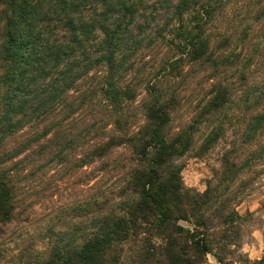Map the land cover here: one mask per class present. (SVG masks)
<instances>
[{
  "label": "trees",
  "instance_id": "16d2710c",
  "mask_svg": "<svg viewBox=\"0 0 264 264\" xmlns=\"http://www.w3.org/2000/svg\"><path fill=\"white\" fill-rule=\"evenodd\" d=\"M234 3L0 0V239L18 178L56 164L118 184L74 209L80 220L33 264L223 263L243 225L232 186L264 145L239 164L228 151L203 193L185 187L181 160L214 147L234 111L243 145L264 135V0ZM203 72L208 99L173 132L182 87Z\"/></svg>",
  "mask_w": 264,
  "mask_h": 264
},
{
  "label": "rangeland",
  "instance_id": "374dc122",
  "mask_svg": "<svg viewBox=\"0 0 264 264\" xmlns=\"http://www.w3.org/2000/svg\"><path fill=\"white\" fill-rule=\"evenodd\" d=\"M243 5L244 0H236L233 8ZM259 28L260 25L256 27L257 30ZM259 34L261 32L257 31L256 35ZM187 81L182 87L185 100L173 118V132L188 125L197 112L195 107L208 99L214 82L212 77H208V72L196 76L190 73ZM239 94L240 87L237 86L235 96ZM243 116L240 110L234 111L224 121L222 138L207 153L192 152L182 158L181 178L186 188L205 192L228 151L234 149L232 158L239 164L264 145V135L252 144L241 143ZM36 167L29 165L25 174L18 178L14 219L5 227L0 239V264H33L47 258L58 234L71 228L72 222L80 220L74 209L84 206L100 193L106 194H102L105 198L110 197L109 188L115 189L118 184V178L112 173L92 179L74 172L65 173L56 164L40 170ZM80 172L87 174V169ZM232 191V204L243 225L237 245H229L222 250V264H264V158L240 173ZM204 264L219 262L209 254Z\"/></svg>",
  "mask_w": 264,
  "mask_h": 264
}]
</instances>
